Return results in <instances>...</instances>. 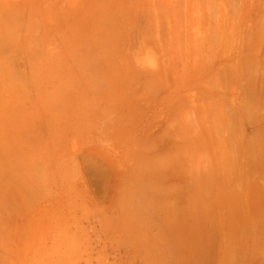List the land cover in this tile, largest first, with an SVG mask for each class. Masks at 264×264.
Instances as JSON below:
<instances>
[{
  "label": "rangeland",
  "instance_id": "obj_1",
  "mask_svg": "<svg viewBox=\"0 0 264 264\" xmlns=\"http://www.w3.org/2000/svg\"><path fill=\"white\" fill-rule=\"evenodd\" d=\"M6 101L29 232L84 222L0 264H264V0H0Z\"/></svg>",
  "mask_w": 264,
  "mask_h": 264
},
{
  "label": "crops",
  "instance_id": "obj_2",
  "mask_svg": "<svg viewBox=\"0 0 264 264\" xmlns=\"http://www.w3.org/2000/svg\"><path fill=\"white\" fill-rule=\"evenodd\" d=\"M27 114L26 117H32L33 119L39 120L45 114L43 111L41 112L40 108H37V113L35 112L29 113V105L27 106ZM25 112H21V117L24 118ZM13 117L14 113L9 107L8 101L0 107V125L4 128L10 127V123L13 124ZM44 121V120H43ZM4 151V152H3ZM1 151L0 150V252L2 253H10L15 251L11 247V238L14 237H27L31 235H37L39 237H50V236H57V235H64L63 233L59 234L58 231H62L72 237L78 236L79 230L74 227L76 226V222L80 220L84 222L83 218H74L72 215L64 218L63 221L68 223H64V227L62 228V218L55 216L53 218L47 217L43 215L42 218L38 219V230L37 232H29V226L32 225L31 220L28 218L27 214V205L24 206L23 200L21 197L14 196V190L16 188V192H19L20 188H23L19 185L15 186L14 183L8 180V173H9V163H11V155L12 152H8L7 149ZM53 152H57L53 149ZM93 188V185L88 184L87 187ZM16 199V201H15ZM16 206V208H15ZM73 217V218H72ZM39 218V217H38ZM75 220V221H74ZM34 221V220H33ZM74 224V225H73ZM68 225V226H67ZM86 232L87 231H82ZM81 232V233H82ZM124 232L120 233V229L117 231V234H123ZM103 234L105 236H109V234L103 230ZM66 235V236H67ZM124 235V234H123ZM133 251V250H130ZM121 252H126L125 249L121 250ZM138 261V260H137ZM118 264H124L123 262H119ZM139 264V262H137Z\"/></svg>",
  "mask_w": 264,
  "mask_h": 264
},
{
  "label": "bare ground",
  "instance_id": "obj_3",
  "mask_svg": "<svg viewBox=\"0 0 264 264\" xmlns=\"http://www.w3.org/2000/svg\"><path fill=\"white\" fill-rule=\"evenodd\" d=\"M6 66H7V65H6ZM10 68H11V67H10ZM3 69H4V68H3ZM8 69H9V68H8ZM4 92H5V91H4ZM67 153H68V152H67ZM67 155H68V154H67ZM67 155H66V156H67ZM191 155H192V154H191ZM233 155H234V154H233ZM248 155H249V154H248ZM198 156H199V155H198ZM188 157H189V156H188ZM193 157H194V156H193ZM194 158H195V157H194ZM199 158H201V157H199ZM47 159H48V158H47ZM197 159H198V158H197ZM197 159H196V160H197ZM193 160H194V159H193ZM227 161H228V160H227ZM239 161H240V160H239ZM239 161H238V162H239ZM157 163H158V162H157ZM189 163H190V162H189ZM236 163H237V161H236ZM190 164H191V163H190ZM193 164H194V162H193ZM229 164H230V163H229ZM76 165H77V163H76ZM185 166H186V165H185ZM187 166H190V165L188 164ZM74 167H75V166H74ZM197 167H199V166H197ZM65 168H66V167H65ZM65 168H64V169H65ZM183 168H184V167H183ZM190 169H191V168H190ZM193 169H194V168H193ZM69 170H70V169H69ZM79 171H80V170H79ZM79 171H78V172H79ZM191 171H192V170H191ZM194 172H195V171H194ZM203 172H204V170H203ZM66 173H68V171H67ZM187 173H188V172H187ZM190 173H191V172H190ZM64 174H65V173H64ZM77 175H78V174H77ZM201 175H202V174H201ZM47 176H48V175H47ZM80 176H81V175H80ZM197 176H198V175H197ZM191 177H192V175H191ZM191 177H190V178H191ZM78 178H79V177H78ZM78 178H77V179H78ZM49 180H50V179H49ZM189 180H190V179H189ZM191 180H192V179H191ZM74 181H75V180H74ZM78 181H80V180H78ZM233 181H234V180H233ZM80 182H81V181H80ZM78 183H79V182H78ZM78 183H77V185H78ZM72 184H73V183H72ZM235 184H237V183H235ZM237 185H238V184H237ZM71 186H72V185H71ZM71 186H70V187H71ZM182 187H183V186H182ZM73 188H74V187H73ZM74 191L76 192V190H74ZM75 192H74V193H75ZM78 192H79V191H78ZM80 192H81V191H80ZM136 193H137V192H136ZM134 196H135V195H134ZM167 196H168V195H167ZM78 198H79V197H78ZM82 199H83V197H82ZM80 200H81V199H80ZM82 201H84V200H82ZM71 202H72V201H71ZM71 202H70V203H71ZM79 202H80V201H79ZM213 202H214V201H213ZM82 203H83V204H82ZM82 203H81L82 206H84V202H82ZM85 204L88 205L87 203H85ZM90 204H91V203H89V205H90ZM86 205H85V206H86ZM80 206H81V205H80ZM125 206H126V205H125ZM91 207H92V206H91ZM83 208H84V207H83ZM92 208H93V207H92ZM92 208H91V209H92ZM81 209H82V207H81ZM86 209H88V206L86 207ZM122 209H123V208H122ZM74 210H75V209H74ZM82 210L84 211V209H82ZM80 211H81V210H80ZM86 211H87V210H86ZM86 211H85V212H86ZM81 212H82V211H81ZM102 212H103V211H102ZM82 213H83V212H82ZM104 213H105V212H104ZM80 214H81V213H80ZM83 214H84V213H83ZM122 215H123V214H121V216H122ZM70 216H71V215H70ZM72 216H73V214H72ZM102 216H103V215H102ZM112 216H113V215H112ZM134 216H135V214H134ZM73 217H74V216H73ZM73 217H72V218H73ZM76 217H77V216H76ZM108 217H109V216H108ZM119 217H120V216H119ZM69 218H70V217H69ZM74 218H75V217H74ZM136 218H137V217H136ZM75 219H76V218H75ZM78 219H79V218H78ZM113 219H114V218H113ZM76 220H77V219H76ZM108 220L110 221V219H108ZM67 221H68V220H67ZM74 221H75V220H74ZM101 221H103V220H101ZM114 221H115V220H114ZM121 221H122V220H121ZM73 225H74V224H73ZM67 226H68V225H67ZM74 227H75V226H74ZM79 228H80V226H79ZM84 229H85V228H84ZM79 230H80V229H79ZM83 231H84V230H83ZM87 232H88V231H87ZM130 235H131V234H130ZM81 236H82V234H81ZM81 238L83 239V237H81ZM75 239H76V238H75ZM83 240H84V239H83ZM83 240H82V242H83Z\"/></svg>",
  "mask_w": 264,
  "mask_h": 264
}]
</instances>
